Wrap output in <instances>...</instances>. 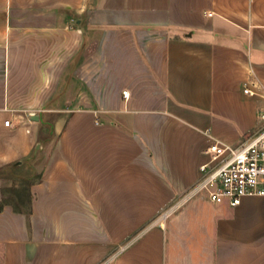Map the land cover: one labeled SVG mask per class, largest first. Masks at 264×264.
I'll return each mask as SVG.
<instances>
[{"label":"crops","instance_id":"1","mask_svg":"<svg viewBox=\"0 0 264 264\" xmlns=\"http://www.w3.org/2000/svg\"><path fill=\"white\" fill-rule=\"evenodd\" d=\"M42 93L73 96L49 150L3 125ZM262 107L264 0H0V263L264 264V197L186 199Z\"/></svg>","mask_w":264,"mask_h":264},{"label":"built area","instance_id":"2","mask_svg":"<svg viewBox=\"0 0 264 264\" xmlns=\"http://www.w3.org/2000/svg\"><path fill=\"white\" fill-rule=\"evenodd\" d=\"M243 92L262 96L260 87L252 80L244 83ZM257 116L260 127L240 143L229 145L217 140L209 143L205 148L208 160L199 166L200 177L186 199L205 196L213 203L236 207L244 197H264V107ZM3 125L9 128L14 124L8 118Z\"/></svg>","mask_w":264,"mask_h":264},{"label":"rangeland","instance_id":"3","mask_svg":"<svg viewBox=\"0 0 264 264\" xmlns=\"http://www.w3.org/2000/svg\"><path fill=\"white\" fill-rule=\"evenodd\" d=\"M84 51H85V53H88L91 50H89V48H85ZM82 65L84 67V69H83L84 74H87L89 72V75H91L92 72H95V70H93V67L95 68V63L94 64H82ZM85 65H87V66H85ZM57 66H58V64H57ZM79 66H80V64H79ZM49 67H51V65H49ZM50 69H53L52 73L56 72V75H54V76H58V74L62 70H63V72L65 71V74H67L66 72L67 71L70 72L69 70L71 68L69 66H67V68H63L60 71V66H58V69H55V70H54V66H53ZM79 72H80V70H79ZM84 74L83 75L80 74L79 78L77 77L75 79L76 80L78 79L81 83H83V85H85V86L87 85L90 88V86L92 84L91 83L92 78L86 77ZM56 79H57V77H56ZM67 81L70 82V80H67ZM17 97L21 99V102H25L27 104V96L14 95V94H11L9 96V98L11 100L16 99ZM71 97H73V96L72 95L53 94V93L52 94H43V93L37 94L35 97V99H36L35 110L27 109L26 106H23V107L17 106L16 108H15V106H13L14 110H7L8 115L3 117V122L5 119H8V118L12 119V121H13V118L11 116L17 117L16 122L15 123L13 122L14 125L12 127H9V128L5 127V126L4 127L7 129H14V128L20 127L25 122L26 126H24V127H26L27 131L36 135L37 150L40 148V146H41V149L49 150L50 145L52 144V142L56 138V135L58 136L64 127V126L61 127L60 125H61V121L65 118L66 114H68L66 111L67 108H65V107H66V105H67V103ZM91 97L95 98V95H91ZM12 105H15V104H12ZM94 117H95V114H94ZM191 187L189 188V190L191 189ZM9 195L16 196L17 201L20 203H26L27 202V200H26L27 193L26 192H20L19 193L18 191H14V192L12 191V192H9ZM23 196H25V197H23ZM166 211L167 210H164L163 215H166L168 213V211L167 212ZM122 247L123 246L121 245L119 250H121ZM106 262H107V260H106ZM106 262H103V263H106Z\"/></svg>","mask_w":264,"mask_h":264}]
</instances>
